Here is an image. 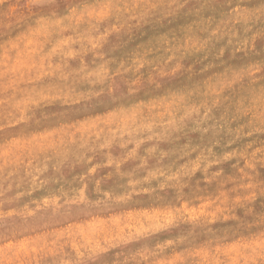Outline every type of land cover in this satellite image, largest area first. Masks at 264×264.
<instances>
[{
  "label": "rangeland",
  "instance_id": "obj_1",
  "mask_svg": "<svg viewBox=\"0 0 264 264\" xmlns=\"http://www.w3.org/2000/svg\"><path fill=\"white\" fill-rule=\"evenodd\" d=\"M0 264H264V0H0Z\"/></svg>",
  "mask_w": 264,
  "mask_h": 264
},
{
  "label": "bare ground",
  "instance_id": "obj_2",
  "mask_svg": "<svg viewBox=\"0 0 264 264\" xmlns=\"http://www.w3.org/2000/svg\"><path fill=\"white\" fill-rule=\"evenodd\" d=\"M143 171V170H142ZM145 171V170H144ZM5 181V180H4ZM3 189V188H2Z\"/></svg>",
  "mask_w": 264,
  "mask_h": 264
}]
</instances>
